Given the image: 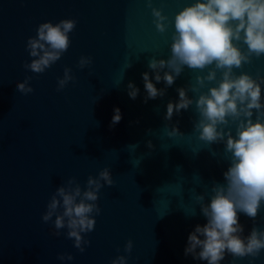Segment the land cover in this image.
I'll return each mask as SVG.
<instances>
[{"label": "water", "instance_id": "1", "mask_svg": "<svg viewBox=\"0 0 264 264\" xmlns=\"http://www.w3.org/2000/svg\"><path fill=\"white\" fill-rule=\"evenodd\" d=\"M193 3L0 0V264H111L118 256H126V264H207L185 255L189 234L206 223L195 196L205 194L210 202L213 184L224 183L231 153L224 141L209 144L199 138L195 102L218 86L223 70L216 69V80L199 87L196 77L215 65L203 70L185 66L166 87L148 67L152 58L171 56L175 16ZM153 8L167 17L163 33L156 28ZM65 19L76 21L68 50L43 73L26 69L33 59L27 41L38 26ZM238 46L247 54L243 40ZM81 57L91 63L81 68ZM66 68L73 79L58 90ZM232 71L260 83L264 104V55L253 54ZM145 72L157 89H166L163 97L147 103ZM28 77L33 91L25 94L17 84ZM129 82L139 89L136 99L129 97ZM180 88L193 103L168 120L167 105L178 102ZM117 108L121 119L113 124ZM221 127L236 135L231 120ZM174 129L177 133L169 135ZM105 168L114 183L98 193L101 211L93 213L94 230L82 234L89 243L81 252L67 229L54 234L55 217L46 223L42 216L58 187L75 178L83 190L88 177H98ZM238 215L243 236L253 228L264 231V202L254 220ZM129 240L130 253L125 252ZM220 264H264V249L256 257L226 253Z\"/></svg>", "mask_w": 264, "mask_h": 264}, {"label": "clouds", "instance_id": "2", "mask_svg": "<svg viewBox=\"0 0 264 264\" xmlns=\"http://www.w3.org/2000/svg\"><path fill=\"white\" fill-rule=\"evenodd\" d=\"M152 14L157 30L165 32L167 17L156 8L152 9ZM75 26L76 21L72 19L57 24L41 23L37 35L27 41V50L33 59L25 64V68L39 74L51 67L68 50L69 33ZM241 40L247 45V54L238 46ZM172 41L171 56L167 60L152 58L149 61L148 67L155 73V81L163 80L166 87H170L185 66L203 70L215 65L206 76L196 77L197 85L203 87L205 81L216 80V69L223 70L218 86L210 87L195 102L200 114L195 128L201 140L209 144L224 141L225 151L231 153L230 165L223 173L224 183L213 184L210 202H205V194L195 196L206 223L196 225L189 234L185 255L207 261V264H220L226 253L233 257H256L264 249V231L253 228L246 237L243 236L244 227L238 214L254 220L264 202V104L261 103L260 83L246 73L236 76L232 70L250 62L253 54L264 55V0H195L176 14ZM90 63V58L81 57L79 66L83 68ZM130 67L131 63H128L126 69ZM164 69L168 71L161 76ZM70 72L71 69H65L63 79L58 81V90L73 79ZM142 78L147 92L145 103L165 95L166 89H157L148 72L143 73ZM30 79L18 83L17 89L31 93ZM128 89L129 97L136 99L139 89L132 82ZM177 91L178 102L167 105L165 118L168 120L174 112L187 110L193 103L186 89ZM192 91L198 92L199 88L193 87ZM120 119L117 108L112 123L116 124ZM230 120L236 124L235 136L230 129L226 133L221 127L227 126ZM175 133L176 129L169 135ZM113 183L108 168L100 171L96 178L89 176L83 190L75 178L69 179L52 195L42 220L47 223L55 217L54 234L59 236L61 229H67V237L73 239L74 247L83 252L89 241L82 234L94 230L93 213L99 215L101 211L96 203L98 193L105 184L112 186ZM132 246L129 240L125 252L130 253ZM58 259L63 260L65 256L60 255ZM67 259L71 260L72 256L68 255ZM126 261V256H118L111 264H126Z\"/></svg>", "mask_w": 264, "mask_h": 264}]
</instances>
